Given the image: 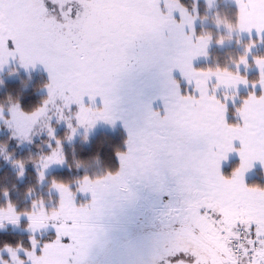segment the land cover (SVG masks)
Returning <instances> with one entry per match:
<instances>
[{"label":"rangeland","instance_id":"1","mask_svg":"<svg viewBox=\"0 0 264 264\" xmlns=\"http://www.w3.org/2000/svg\"><path fill=\"white\" fill-rule=\"evenodd\" d=\"M86 1L89 8H82L83 6L78 4L80 10H85V12L88 10V15L83 17L82 14H78L79 20L73 21L72 26L78 32L74 35L65 27L61 28L57 24L61 22L57 19L59 10L51 9L56 15L51 19L50 12L44 11L45 4L40 0L33 2L35 6L39 5L35 7L36 11L34 10L35 18L33 14H30L29 5L24 0H0V59L5 61L3 70H0V77L9 76V80L13 79L16 82L13 86L17 88V92L29 87L38 89L39 92L47 95L45 101L48 102L45 105L44 101L33 112H24L20 104L14 102L13 99H10L9 103L0 102V133L22 141V147H30L36 138L46 136L49 140L46 146L49 147L51 144L52 148L50 153L39 155L33 164L38 176L39 188L44 190L47 185L50 199L36 201L33 198L31 209L21 211L18 206L9 201L6 205L0 204V230L14 229L31 233L30 240L32 238L36 240L37 249L35 253L32 249L21 246L0 249V264H89L99 258L106 244H117L119 236L126 231L127 227L135 225L138 218L145 216L147 211L154 216L163 213L187 216L189 214L187 202L198 198L199 193H189L182 189L200 188L206 192H212L218 199L219 193L216 189L212 191L201 186L196 179L185 172L186 138L178 150L179 155L175 158V163L169 165L179 167L180 173L173 175L171 172H165L163 176L153 173L139 184L133 185L135 195L130 198L119 181L109 180L97 183V181H104L109 170L115 173L118 166L115 169L107 168L100 176L88 177L87 182L85 178L77 180L76 192L71 190L70 185L49 184L46 180L50 172L62 168L65 164L61 150L62 143L56 136L52 138L48 135L49 125L55 130V134L62 127L67 128V119H60L61 111H63L65 117L73 118L72 123L75 126V117L80 110V105L77 103L78 98L82 99L85 107V111L81 113L82 118L88 117V109L94 111L102 109L104 107L102 102L87 98L92 91L102 90L104 92L110 113L116 117L115 123L100 121L87 132L85 127H79L71 140L68 139L72 135L71 129L67 128L69 133L66 142H72L81 137L83 146L88 148L93 155L99 142H104L113 148V153L121 152L126 140L124 127L126 124L127 129L132 133L128 139L134 150L132 154L125 153L130 157L126 161V167L140 163L147 166L146 160L142 161L138 158L143 154L137 153L135 149L142 147L149 140L150 133L159 127L160 122L151 117L149 108L163 111L164 101L160 97L168 95L170 115L178 121L177 99L173 95L174 86L168 82L166 75L169 65L177 63V49L184 48L180 40L177 45L175 44L174 31L177 34L182 27L181 35H185L184 39L190 35L192 42L197 44L202 40H198L197 37H203L196 34L197 27L200 24L210 25L199 18L196 7L185 10L187 14H184V19L183 14H180L181 11L177 9L183 6L178 0H135V12L142 34L147 40L148 54L141 59L142 67L139 71L129 79L117 82L115 76L102 75V60L99 56L88 59L86 62L76 59L77 55H82L83 50L95 53L106 38L108 32L105 33V31L110 27L108 13L98 10L102 2L100 0ZM60 4L61 7L72 6L73 13H77L75 0H58V5ZM216 5L217 2L214 6L212 5V8H207V11L211 13ZM46 13L49 14L46 15ZM217 28L221 29L219 26ZM218 41L214 43L206 38L205 42H210L206 48V55L207 50L213 45L224 48L233 43L231 39ZM10 52L15 53L14 60L9 55ZM21 52L26 57H45L53 68L52 79L50 80L49 72L39 62L35 66L30 65L27 69L22 67L20 65ZM256 61L262 80L264 79L262 75L264 74V60ZM245 65L246 62L238 64L239 67ZM173 76L179 80L178 68L174 69ZM9 80L4 82L5 85L9 84ZM0 85H3V82ZM49 85L52 88L51 96ZM213 87L216 86L213 84ZM193 88L195 86H188L186 89L192 91ZM216 88L221 89L218 85ZM258 88L262 91L261 96L255 94ZM258 88L254 89L253 94L255 95H252L248 105L255 102L264 110V86L261 82ZM196 93L201 96L200 90ZM68 103L72 104L71 112L66 107ZM85 136H87L86 139ZM57 141L60 143L58 144ZM12 159L14 160L12 156L6 154L4 148H0V168L2 162L10 164L19 172L20 179L25 178L24 163L17 160L12 161ZM57 160L64 162L58 163ZM98 161L100 162V159ZM162 183L171 191V197H166L164 200L160 199L158 191ZM84 187L89 189L87 193L82 191ZM92 191H95V204ZM247 192L240 204L225 206L230 212L226 220L214 226L205 225V238L209 242L221 248L222 245L227 244L228 248L229 236H221L220 230L231 228L233 232L238 225L246 228L244 223H235L237 218L242 220L253 218L257 222L252 224L251 233L254 231L256 233L258 229L264 232V192L249 190ZM55 194L58 199L55 198ZM5 197L7 198V195ZM215 218L220 221L218 215ZM192 220L195 229L201 234V228L197 226L194 219ZM53 225L59 226L61 235L67 233L75 237L71 244L67 240L63 243H52L57 240L56 228ZM155 239L156 237L151 238L145 235L133 237L128 244V250L132 255L121 256L117 264H140L137 263L139 257L145 258V261L150 263L156 254ZM46 243L49 247L41 253L40 248ZM116 244L114 253H117ZM261 248H264V245L259 246L258 253ZM21 254H25L26 258H22ZM4 255L8 258L3 257ZM88 257L91 259L88 260ZM241 258L240 264H248V257ZM260 259L259 255L257 261ZM231 264L236 263L231 262Z\"/></svg>","mask_w":264,"mask_h":264},{"label":"snow or ice","instance_id":"2","mask_svg":"<svg viewBox=\"0 0 264 264\" xmlns=\"http://www.w3.org/2000/svg\"><path fill=\"white\" fill-rule=\"evenodd\" d=\"M53 4V0H47V3L44 5V11L47 12L50 10L49 6ZM59 10L58 20L66 21V23L60 24L61 28L68 27L71 28L73 21H78V14H74L71 9H66V6L61 7L57 6ZM136 5L135 0H103V3L99 5V11H105L108 13V23L109 31L106 34V38L102 41L100 47L95 50V53H90L87 50H83L82 55H77L76 59L78 61L86 62L88 59L99 56L102 60V75L105 77L115 76L117 82L124 79H129L132 75L139 71L142 67L141 59L146 56L147 53V40L142 34V29L139 24L138 18L136 16ZM67 10V16H65V11ZM175 22V18H173ZM182 31V27H181ZM194 31V29H193ZM251 33V28L248 29ZM260 29H257L258 36L260 35ZM264 40V36L260 37ZM188 41L191 40V36L186 37ZM198 40L203 39V37H197ZM222 42V38L220 41ZM7 43V42H5ZM255 45L253 41L248 45L246 51H250L251 47ZM9 55L14 60L15 53L10 52ZM241 62H246L247 57L241 56ZM39 62L44 65L45 69L49 72V78L52 79L53 68L50 66L48 60L43 56H33L26 57L23 52L20 54V65L27 69L30 65L35 66ZM5 61L0 59V70H3V65ZM179 68L180 72L184 73V66L177 63H171L167 68V79L168 82L174 86L173 95L177 99V103H183L185 106H193L198 104L203 98L204 93H201V96H196V91L199 90V82L197 81L195 88L192 92L185 93L183 91V85L180 81L173 76L174 69ZM202 71V70H201ZM219 71V69H217ZM225 71H227L225 69ZM264 75V74H262ZM247 84V81H244ZM185 83L191 85L193 83L191 78H186ZM261 85L264 86V79L261 80ZM49 87V95H52L51 85ZM255 87V83L253 84ZM105 94L101 91H92L88 99H95L97 102H102L104 107L98 111L88 109V117L82 118L81 113L85 111L84 104L82 99L78 98L77 103L80 105V110L76 114L75 126L72 123V117H65L63 111H61L60 119H67V128L71 129L72 135L68 137L69 140L73 139L77 133L79 127H85L86 132L92 129L96 123L100 121L115 123L116 117H114L109 110L108 100L104 98ZM164 101L163 111L152 110L149 108L151 117L159 121V127L150 133L149 140L144 143L142 147L135 149L137 153H142L143 155L138 157L142 161H147V166L144 163L132 167H126V161L130 158L126 156L125 153L132 154L133 148L131 147L130 140L132 133L127 129V125L124 127L126 129V140L123 145L121 152L114 153L116 163L118 168L115 173L111 170L107 173L104 178V181H97V183H104L109 180L119 181L124 188V191L128 194V197H133L135 195L133 190V185L139 184L142 180L149 177L151 174L155 173L156 175L163 176L165 172H171L173 175L180 173L179 167H170L169 165L175 163V158L179 155V148L184 142L186 135L189 129L184 128L180 125L179 121H176L170 115V99L168 95H162L160 97ZM212 101H217V98L213 94L209 97ZM227 100V97L225 98ZM47 105V101L44 102ZM219 103V101H217ZM245 104L248 103L247 99L244 101ZM68 111H72V104L68 103L66 105ZM227 111V105L224 104V112ZM218 126H222L225 129L231 128L226 121L224 115L219 116L217 121ZM48 135L52 138H55V130L49 125ZM235 133H231L226 136L227 144L221 145L224 148L222 152H212L209 150L207 155V161L210 166V176L216 177L219 181L227 182L229 177L224 175L221 172V162L227 158V152L232 150L231 140L234 137ZM87 136H85V139ZM59 144L60 142L57 141ZM241 143L244 145L239 149L241 153V167L250 166L249 161L252 159H260L264 162V151L261 152H252L248 149L245 144L244 137L241 136ZM51 147V144H49ZM62 147V145H61ZM58 163H63V160H57ZM47 167V165H45ZM241 172L240 168L233 169V176H236ZM89 178L86 176L85 181L87 182ZM62 187V186H59ZM247 187V186H245ZM183 191H188L189 193H199L198 198L189 200L188 203V215L181 220V227L179 229L173 230L172 239L170 241V247L167 249L166 255L161 257L163 264H184L183 257L191 255L194 259L192 264H199V255L200 241L205 238V225L214 226L221 221H224L230 215L229 209L223 205L221 200L217 199L212 192H206L203 189L197 188L193 189L187 187L182 189ZM251 192H264V187L253 186L248 189ZM83 192L87 193L89 189L84 187ZM159 196L161 200H164L166 197H171V191L161 184L159 188ZM93 203L95 204V191H92ZM215 214V215H213ZM220 217V221H217L215 216ZM194 219L197 226L201 228V234L197 237L192 228L189 226V220ZM253 218L249 217L246 220L237 218L235 223H244L246 225V231L250 234V239L248 243L251 248L244 247L243 244L240 245L241 250L245 256H249V251L251 255L248 259V264H264V248L257 250V245H264V232H261L259 229L256 232V238L251 239V229L252 224L255 223ZM56 228L57 240L52 243H63L67 240L69 244L75 238L72 235L65 233L61 235L59 226L53 225ZM221 236L228 235V243L231 242V238L236 240L240 239L239 233H233L231 228L221 229ZM32 250L35 253L37 249V242L34 238L31 240ZM49 247V244L46 243L40 252L43 253L45 249ZM223 249H227V244L222 245ZM261 256V259L257 261V255ZM236 264H239L237 260Z\"/></svg>","mask_w":264,"mask_h":264},{"label":"trees","instance_id":"3","mask_svg":"<svg viewBox=\"0 0 264 264\" xmlns=\"http://www.w3.org/2000/svg\"><path fill=\"white\" fill-rule=\"evenodd\" d=\"M29 5L30 14L35 17L34 10L39 6L33 3L36 0H24ZM42 3H47V0H40ZM77 2V9L79 5L82 7L86 1L75 0ZM103 3V0H100ZM187 9L196 7L198 9V16L201 20L207 21L210 25L200 24L196 29V34L209 38L214 43L222 39H231L232 45L221 48L216 45L211 46L207 50V58L205 61L195 66L198 70H214L237 73L245 76L249 83L256 84L261 78V73L254 70L252 67L257 59H264V40L258 37L242 38L237 33L239 11L238 8L224 0H218L214 10L209 13L207 6L203 0H178ZM79 4V5H78ZM58 5L55 0L49 8L58 11ZM36 7V8H35ZM53 10H49L50 18L56 17ZM53 12V13H52ZM49 13H46L48 15ZM219 26L221 29H218ZM230 32L231 34H229ZM255 42L250 51H246L249 44ZM246 56L247 61L244 67H239L241 63L240 57ZM225 69L227 71H225ZM9 76L0 77V102L9 103L10 99L20 104L24 112H33L47 99L45 93L39 92L35 88H26L17 92L14 88L13 79L9 80ZM9 80V84L5 85V81ZM14 83V84H13ZM182 84V83H181ZM14 85V86H13ZM183 85V91L186 92V86ZM253 92L249 88L246 92H239L232 103L228 105V124L237 126L241 122L238 111L242 107L244 99H247ZM256 94H261L260 90ZM9 101V102H8ZM239 108V109H238ZM69 130L62 127L55 136L62 143V154L65 159V164L62 168L53 170L47 175L49 184L60 183L70 185L73 192L77 191V180L87 177H96L102 175L107 168L115 169L118 165L115 160L114 150L104 142H99L95 150V154H91L88 148L83 146L81 137L72 141L66 142ZM49 142L46 136L40 137L33 142L30 147H22V141L9 137L8 134L0 133V148L6 150L8 156H12V161H22L25 167V178L20 179L15 168L10 164H4L0 168V204L6 205L9 201L11 204L18 206L19 210L31 209V201L35 198L36 201L48 200L49 187L46 185L44 190L39 188V180L34 169V162L41 154H48L52 150L47 147ZM102 143V145H101ZM56 146V143L54 147ZM22 149V150H21ZM33 156V157H32ZM100 159V162L98 161ZM239 159L230 161L223 167V174L227 177H233V169L239 167ZM201 185V184H200ZM202 186V185H201ZM246 186L251 188L253 186L264 187V171L262 168H257L253 176L246 180ZM31 195L30 198L29 195ZM7 195V198L5 197ZM55 198L58 199L55 194ZM32 234L29 232L5 229L0 230V249L6 247H25L32 249L31 238ZM3 257L8 258L4 255ZM22 258H26L25 254H21Z\"/></svg>","mask_w":264,"mask_h":264},{"label":"crops","instance_id":"4","mask_svg":"<svg viewBox=\"0 0 264 264\" xmlns=\"http://www.w3.org/2000/svg\"><path fill=\"white\" fill-rule=\"evenodd\" d=\"M205 1L207 8H212L218 0ZM224 1L232 3L238 8L239 21L237 33L240 37L260 38L264 36V0ZM177 9L181 11L180 14H183V18L185 19L184 14L187 8L182 6L181 9L180 7H177ZM186 17L188 18V16ZM249 28H251V33L248 31ZM257 29L261 30L259 36ZM181 33V30L177 34L174 31L176 35L175 44L177 45L180 40L184 46L181 50L177 49L176 53L177 64L184 66L183 74L178 68V77L184 84H186V78H191L193 83L191 85L186 84L187 86H196L198 81L200 94L204 93L200 102L193 106H185L182 102H176L178 105L177 120L180 122V125L190 130L186 135L187 144L184 149V169L187 175L196 179L202 186L212 191L217 190L219 193L218 199L221 200L224 206H235L245 199L246 192L249 189L245 187L246 180L254 175L257 168H262L264 171V162L260 159H252L249 161L250 166L241 167V153L239 151V149L244 147L241 143V136L244 137L245 144L250 151H264V110L255 102L248 105L252 95L256 94H253V92L256 87H259L261 79L253 87V84L249 83L247 78L241 74L214 70L201 71L196 69L195 64L206 60V48L210 42L206 43V38H204L196 44L192 42V39L190 41L184 39L185 35H181ZM257 63L255 61L252 68L259 71V67L256 65ZM245 80L247 84H245ZM213 84L216 87L218 85L221 89L213 87ZM249 88H252L253 92L247 98L248 103L245 104L244 101L246 99H244L242 107L238 111L239 117L241 118L240 124L237 126L231 125L229 129L218 126L217 121L220 115H224L228 123V105L234 101L236 94L246 92ZM213 94L219 103L209 99ZM195 95L198 96L197 93ZM226 97L227 100H225ZM224 104L227 105L226 112H224ZM231 133H235L231 140L232 150L227 152V158L221 162V172L223 173V167L234 159H239L240 164L238 168L241 169V172L236 176L229 177V181L223 182L209 175L210 166L207 161V155L209 150L212 152L224 151L221 145L227 144L226 136ZM251 237L256 238L255 231L251 233Z\"/></svg>","mask_w":264,"mask_h":264},{"label":"flooded vegetation","instance_id":"5","mask_svg":"<svg viewBox=\"0 0 264 264\" xmlns=\"http://www.w3.org/2000/svg\"><path fill=\"white\" fill-rule=\"evenodd\" d=\"M55 2L58 4V0H55ZM65 6L66 9H69L70 7L68 5ZM76 7L77 6H75V11H77V13L75 14H82L81 16L87 17L88 10L85 12V10L82 11L80 10V8L77 9ZM84 7L89 8V4L87 3V1L84 3L82 8ZM65 16H67V10L65 11ZM63 23H66V21H63ZM57 24H62V21L57 22ZM65 28L74 35L78 33L73 26H71V28ZM108 31L109 27L107 28L105 33ZM184 217L185 216H183L182 214L171 213H163L161 215L154 216L153 214L149 213V211H147L145 213V216L138 218V222H136L135 225L132 224L128 226L126 231L119 236L118 243H115L117 253H114V243L106 244L104 250L100 252V259L96 258V260H94L93 262L88 263L117 264L121 256L132 255V253L128 250V244L131 242L132 238L138 235H145L151 236V238L156 237L154 241V245L156 247V254L153 256V260L150 263L146 262L145 258L141 257H139L137 263L143 264L144 262L145 264H163L161 257L166 255L167 249L171 246L170 241L172 239L173 230L179 229L181 227V220ZM188 223L189 226L192 228L194 234L199 237L200 233L195 229L193 225V220L190 219ZM199 248V264H231V258L229 256L228 251L220 249L215 244L209 242L206 238L200 241ZM90 259L91 258L88 257V260ZM193 259L194 258L191 255L183 257L184 263H192Z\"/></svg>","mask_w":264,"mask_h":264},{"label":"built area","instance_id":"6","mask_svg":"<svg viewBox=\"0 0 264 264\" xmlns=\"http://www.w3.org/2000/svg\"><path fill=\"white\" fill-rule=\"evenodd\" d=\"M234 233H239L240 239L236 240L234 238H231V249L232 251L239 257L244 255L240 245L243 244L244 247L251 248L247 246L248 238H247V231L243 226H238ZM258 249V245H257ZM251 255V251H249V256ZM249 256H247L249 258Z\"/></svg>","mask_w":264,"mask_h":264},{"label":"water","instance_id":"7","mask_svg":"<svg viewBox=\"0 0 264 264\" xmlns=\"http://www.w3.org/2000/svg\"><path fill=\"white\" fill-rule=\"evenodd\" d=\"M69 9L72 10V6H70ZM184 264H192V263L185 262Z\"/></svg>","mask_w":264,"mask_h":264}]
</instances>
